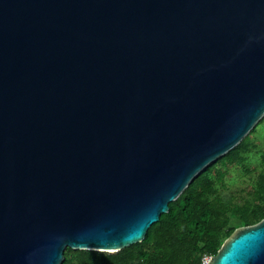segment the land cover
<instances>
[{
	"label": "water",
	"instance_id": "obj_1",
	"mask_svg": "<svg viewBox=\"0 0 264 264\" xmlns=\"http://www.w3.org/2000/svg\"><path fill=\"white\" fill-rule=\"evenodd\" d=\"M263 117L264 0H0V264L142 242Z\"/></svg>",
	"mask_w": 264,
	"mask_h": 264
},
{
	"label": "trees",
	"instance_id": "obj_2",
	"mask_svg": "<svg viewBox=\"0 0 264 264\" xmlns=\"http://www.w3.org/2000/svg\"><path fill=\"white\" fill-rule=\"evenodd\" d=\"M225 155L200 172L180 196L168 204L142 242L116 253L64 250L62 264H203L239 227L264 218V148L251 139L256 128ZM231 169L246 178L230 189Z\"/></svg>",
	"mask_w": 264,
	"mask_h": 264
},
{
	"label": "rangeland",
	"instance_id": "obj_3",
	"mask_svg": "<svg viewBox=\"0 0 264 264\" xmlns=\"http://www.w3.org/2000/svg\"><path fill=\"white\" fill-rule=\"evenodd\" d=\"M251 139L259 146V149L264 148V123L256 128V131L251 135ZM228 185L230 189L243 188L246 178L236 169H231L227 176ZM208 261V259H206Z\"/></svg>",
	"mask_w": 264,
	"mask_h": 264
},
{
	"label": "built area",
	"instance_id": "obj_4",
	"mask_svg": "<svg viewBox=\"0 0 264 264\" xmlns=\"http://www.w3.org/2000/svg\"><path fill=\"white\" fill-rule=\"evenodd\" d=\"M206 262H207V260H205V261L203 262V264H206Z\"/></svg>",
	"mask_w": 264,
	"mask_h": 264
}]
</instances>
